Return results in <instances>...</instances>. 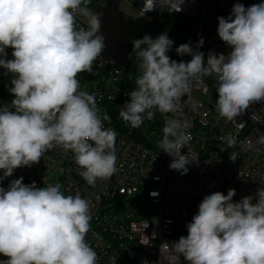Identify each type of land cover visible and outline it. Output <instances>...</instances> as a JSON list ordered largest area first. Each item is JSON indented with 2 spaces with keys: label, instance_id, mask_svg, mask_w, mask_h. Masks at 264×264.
I'll return each instance as SVG.
<instances>
[{
  "label": "clouds",
  "instance_id": "9594fccd",
  "mask_svg": "<svg viewBox=\"0 0 264 264\" xmlns=\"http://www.w3.org/2000/svg\"><path fill=\"white\" fill-rule=\"evenodd\" d=\"M183 2L170 10L179 12ZM90 4L0 0V67L13 74L9 92L15 97L10 107L0 106V181L17 168L39 163L57 147L73 153L79 175L90 186L116 173V133L104 127L111 117L101 113L94 94L80 90L77 79L80 73L96 74L94 63L105 48L100 14ZM154 6V0H145L142 15ZM78 17L86 27L78 26ZM217 33L228 54L210 51L205 57L184 43L175 51L191 55L188 62L170 59L174 41L165 33L132 41L140 74L119 116L134 128L152 120L156 111L183 117L165 121L159 142L172 157L170 170L182 175L197 160L190 151L181 154L192 139L181 97L193 80L215 76V110L227 121L264 102V3L247 8L234 4L228 18L218 17ZM203 43L201 37L196 49ZM9 47L11 59L5 51ZM250 118L258 119L255 113ZM220 139L234 145L231 136ZM229 158L235 161L237 154ZM235 195L229 189L226 195L217 191L205 196L186 225L187 236L171 246L162 243L160 254L172 253L174 264L181 256L187 264H264V186L239 202L233 201ZM91 220L90 203L79 193L66 195L58 184L37 187L35 182L24 184L23 177L14 179L7 189L0 187V256L7 258L0 264H98V254L86 239Z\"/></svg>",
  "mask_w": 264,
  "mask_h": 264
},
{
  "label": "built area",
  "instance_id": "2783aa9c",
  "mask_svg": "<svg viewBox=\"0 0 264 264\" xmlns=\"http://www.w3.org/2000/svg\"><path fill=\"white\" fill-rule=\"evenodd\" d=\"M102 8L106 0H91ZM141 9L145 0H134ZM182 0H154V9L143 14L149 20L158 15H179L193 22L194 38L190 46L207 57L208 53L227 55L228 45L218 36V17L228 18L232 7L241 3L245 8L264 0H184L179 12L175 9ZM89 7L95 9L90 4ZM78 26L80 18H77ZM168 37L174 41L168 52L170 59L188 62L191 55H178L179 46L174 33ZM203 38V46L196 44ZM105 48L94 63L97 75L94 84L82 83L80 90L96 96L97 107L107 113L111 122H104L105 128L116 133L115 154L117 171L108 180H97L90 186L79 175L73 153L57 147L45 153L40 162L31 167H20L13 175L0 181V187L7 189L14 179L23 177V183L35 182L37 187H47L46 177L54 170L61 171L63 192L79 193L90 203L92 215L91 228L86 237L88 243L98 254V264H174L173 254H160V245L169 246L187 236L186 225L198 212V205L207 195L235 189L234 202L243 197L255 195L264 186V102L252 105L244 114L227 121L215 110L218 87L215 76L204 77L201 82L193 80L190 91L181 97L183 114L189 121L188 131L192 139L188 147L181 149L182 155L188 151L197 160L190 163L186 174L170 170L172 160L159 147L162 129L167 119H183L173 113L155 112L152 120L145 119L143 124L134 128L123 121L119 112L126 102L127 93L135 90V78L140 74L138 58L131 44L109 43L104 40ZM206 62V59H205ZM96 67L101 71H95ZM11 73L0 67V106L9 105L15 98L9 92ZM114 97V99H112ZM255 113L258 119H251ZM231 136L234 145L229 147L220 136ZM223 149V150H221ZM230 153H236L235 161ZM3 170H0V177ZM57 185V184H56ZM156 193L157 195H150ZM255 202V201H253ZM158 221V222H154ZM155 233V238L153 237ZM149 239V245L141 240ZM7 259L1 257L0 262ZM179 264H187L180 257Z\"/></svg>",
  "mask_w": 264,
  "mask_h": 264
},
{
  "label": "rangeland",
  "instance_id": "374dc122",
  "mask_svg": "<svg viewBox=\"0 0 264 264\" xmlns=\"http://www.w3.org/2000/svg\"><path fill=\"white\" fill-rule=\"evenodd\" d=\"M91 5L95 9L94 12L100 14L101 29L99 34L112 44L123 42L125 45H132V41L137 39L143 29L154 22V19L159 16L170 17L158 15L149 20L139 13L134 0H106L101 9L97 8L98 3L96 4L95 1H91ZM7 58L11 59L12 56L9 54ZM95 71H101V68L96 67ZM80 80L82 83L92 85L96 82L97 75L87 72L80 73ZM61 176L60 170H54L46 177V180L50 185H60L63 192Z\"/></svg>",
  "mask_w": 264,
  "mask_h": 264
},
{
  "label": "trees",
  "instance_id": "16d2710c",
  "mask_svg": "<svg viewBox=\"0 0 264 264\" xmlns=\"http://www.w3.org/2000/svg\"><path fill=\"white\" fill-rule=\"evenodd\" d=\"M193 22L187 20L179 15H172L170 17L159 16L154 19V22L147 25L143 31L138 35L137 39L142 38L145 34L156 38L159 34L174 33L178 39L179 45L188 43L191 44L194 38ZM13 49L10 51L12 54ZM12 56V55H11ZM2 256H0L1 259Z\"/></svg>",
  "mask_w": 264,
  "mask_h": 264
},
{
  "label": "crops",
  "instance_id": "0c3cea01",
  "mask_svg": "<svg viewBox=\"0 0 264 264\" xmlns=\"http://www.w3.org/2000/svg\"><path fill=\"white\" fill-rule=\"evenodd\" d=\"M11 50H12V48H10V47H9V48H7V49L5 50V51H6V53H7V55H9V53H10V51H11ZM12 75H13V74H11V77H10V79H12Z\"/></svg>",
  "mask_w": 264,
  "mask_h": 264
}]
</instances>
